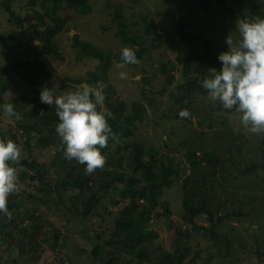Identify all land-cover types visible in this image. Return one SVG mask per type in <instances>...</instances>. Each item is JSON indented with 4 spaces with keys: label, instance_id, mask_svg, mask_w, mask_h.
Instances as JSON below:
<instances>
[{
    "label": "rangeland",
    "instance_id": "374dc122",
    "mask_svg": "<svg viewBox=\"0 0 264 264\" xmlns=\"http://www.w3.org/2000/svg\"><path fill=\"white\" fill-rule=\"evenodd\" d=\"M85 1L92 7L90 13L81 14L74 5L63 4L60 13L67 21L66 27L49 38L45 34L46 26L36 15V11L43 12L40 4L32 5L31 0H0V34L11 35L22 43L15 47L11 42L0 40V65L39 59L52 74L35 84L14 75L13 87L5 93V99L36 98L38 104L31 106L36 108L41 105L40 92L44 87L52 89L55 96L88 86L86 82L77 86L70 84V79H85L99 63L92 58L77 60L78 49L74 47L77 35L115 53L125 47L145 49L142 59L133 66L121 67L114 62L107 82L113 90H107L114 91L128 107L136 100L146 106L143 121L136 123L135 134L127 140L142 142L146 148L154 147L158 158L171 161L180 170L173 186L166 188L160 197L147 229L157 228L156 241L168 251H174L177 232L189 230L192 233L188 240L190 250L183 264H264V133L249 132L240 123V113L210 101L207 94H194L181 105L177 101L179 85L187 79L176 58L177 51L165 36L183 18L189 22V31L209 39L217 57L227 51L228 37L234 43L238 40L236 22L243 17L228 13L215 16L216 13H205L199 6L192 10V5H186L184 0ZM6 2L24 19L22 26L9 21ZM119 3L124 5L130 19V31L137 35L136 46L122 43L116 28L103 30L109 25V5ZM258 11L264 17V4L258 3ZM252 17L244 15V18ZM46 21L51 23L47 17ZM149 29L152 34L148 33ZM36 32L38 36L34 38ZM53 42L64 53V61L52 55H39L43 45ZM195 52L205 53L202 43L196 44ZM210 67L219 70L221 63L196 61L191 78L201 82ZM120 72L127 74L125 79L120 78ZM168 74L174 75L172 83L167 81ZM98 86L105 93L106 83ZM27 108L21 110L22 117L26 116ZM182 110H187L189 115L181 117ZM0 135L13 140L21 149L18 163L13 164L18 180L16 191L8 197L10 215L0 212V264H99L92 251L96 245L102 247L103 255L109 251L107 242L111 230L131 201L122 192L124 183L110 185L112 181L108 179L102 185L105 177L98 173L114 167L112 162L106 159L102 167L73 177V164L78 163L75 159L58 160V146H45L36 133L28 136L23 123L1 111ZM22 161L34 162L36 166L29 168ZM123 166L114 168L124 170L126 160ZM32 175L37 178L31 179ZM101 194L104 196L94 208L93 219L80 225L78 220L85 200ZM185 198L193 206H200L206 200L207 208L216 213V218L212 222L207 214H202L195 223L210 229L215 225L218 238L188 222ZM167 209L170 214H166ZM226 214L230 216L216 224L217 217ZM169 223L174 226L170 227ZM98 258L101 261L104 257ZM130 258L126 255L125 261Z\"/></svg>",
    "mask_w": 264,
    "mask_h": 264
},
{
    "label": "trees",
    "instance_id": "16d2710c",
    "mask_svg": "<svg viewBox=\"0 0 264 264\" xmlns=\"http://www.w3.org/2000/svg\"><path fill=\"white\" fill-rule=\"evenodd\" d=\"M184 2L186 5H192V10H194L195 6H199L205 13H216L215 16H217V13H228L235 17L241 16L244 18L245 14L260 17L257 0H184ZM64 3L74 5L75 10L81 14L92 11L91 5L85 0H31L32 5L40 4L42 7L43 12L36 11V15L41 24L46 26L45 34L49 38H54L64 31L66 27L67 21L60 13ZM214 6H217V9H214ZM4 7L10 15L9 21L14 25L19 24L22 26L24 19L13 9L12 5L6 2ZM109 7V25L104 26L103 30L107 31L111 28H116V35L122 43L138 45L137 35L133 34L129 29L130 19L126 14L124 5L119 3L109 5ZM46 17L51 21L50 24H47ZM177 24V27L172 31H167L165 36L166 40H170V46L177 51L176 58L182 65L183 75L187 79L179 85L180 95L177 99L181 105H184L185 101L194 94H207V91L202 88L201 82L198 79L191 78L193 64L200 59L209 63L219 61L211 50L209 39L201 33L189 31V22L183 18H180ZM148 33L152 34V31L149 29ZM37 36L38 33L36 32L34 38H37ZM0 40L11 42L15 47L22 46V43L11 35L0 34ZM197 43H202L205 52L203 55H198L195 52ZM74 47L78 49L76 55L78 61L84 58H92L98 60L99 63L94 71L87 73L85 79L73 78L70 79V84L77 86L86 82L87 85L96 86L100 83H106L104 106L112 113L108 123L115 133L116 139H110L107 146L101 151L106 155V159L112 162V166L116 168H123V160H126V168L122 171H116L112 167L105 168L98 173L100 176L105 177L102 185L108 179L112 181L110 185H113L114 182L124 183L125 189L122 192L131 200L115 223V228L111 230L112 233L107 242L109 251H106L103 255L101 254L102 247L96 245L92 251L94 259H97L99 264H134L133 262L183 264L187 260L190 250L188 240L191 238L192 233L189 230H179L176 234L175 243L173 242L174 251H168L156 241L159 238L157 228L147 229V224L159 206L160 197L166 188L173 186L174 179L179 176L180 170L173 166L171 161L168 162L158 158L154 147L146 148V145L142 142L127 140L135 134L136 123L143 121L146 106L141 101L136 100L128 107L127 102L115 96L114 91L107 90V88L113 90L112 84L107 83L108 73L115 61L122 63L121 52L115 53L112 50L104 49L92 41L80 39L78 35L75 36ZM134 51L138 60L142 59L145 49L141 48ZM39 55H52L59 60H65L64 53L55 42L43 45ZM124 65L133 66L135 64ZM166 67L165 65L164 68ZM163 72L166 73L165 70ZM14 75L30 84H35L39 79L50 78L52 76L51 72L47 70L44 63L39 59L17 60L0 65V105L11 102L19 113L27 106L26 116L28 118L21 116L22 118L19 120V122L24 124L25 133L28 136L36 133L39 135V142L45 143V146H58V160H66L63 155V145L55 131L58 123L55 104L50 106L41 102L39 107L31 108L32 105L38 104L36 98L18 96L11 100L5 99V93L13 87ZM173 79L174 75L168 74V83H172ZM0 111L3 112L2 109ZM0 138H3V136L0 135ZM115 145L116 147L113 149ZM122 150H124L123 153L121 152ZM208 154L210 155L211 153ZM21 163L29 168L36 166L34 162L22 161ZM73 166V177H78L86 172L83 164L75 163ZM36 178V175L31 176V179ZM102 188H105V186H102ZM102 196L104 195H93L88 200H85L82 217L78 220L80 225L88 219H93L94 208L99 205ZM184 206L186 215L189 216L186 217L185 215V218H187L189 223L193 224L196 229H202L206 232L210 231V236L218 238L215 225L210 229L195 223V219L202 214H207L212 222L216 218V213L212 209L207 208L206 200L202 201L200 206H193L185 198ZM167 211L169 214L171 213L169 209ZM227 216L230 215H219L216 224L225 221ZM169 226L173 227L174 224L169 223ZM2 230H4V227H2ZM126 255L131 257L128 261H125ZM100 256L104 257L101 261L98 258Z\"/></svg>",
    "mask_w": 264,
    "mask_h": 264
},
{
    "label": "clouds",
    "instance_id": "9594fccd",
    "mask_svg": "<svg viewBox=\"0 0 264 264\" xmlns=\"http://www.w3.org/2000/svg\"><path fill=\"white\" fill-rule=\"evenodd\" d=\"M264 4V0H257ZM238 40L226 39L227 51L218 54L221 67H210L201 81L208 99L219 102L226 110L240 113V123L254 134L264 133V17L238 19ZM122 63L137 64L139 60L132 48L121 50ZM121 79L127 74L120 72ZM42 103L56 106L58 123L55 131L63 145L66 159H75L91 173L102 167L106 155L102 153L110 139L116 136L108 123L112 113L104 107L105 95L96 85L81 86L76 90L53 95L44 87L40 92ZM9 116L20 120L13 103L0 105ZM179 115L187 117V110ZM20 146L11 139L0 138V212L10 215L8 197L17 189V171L13 166L20 159Z\"/></svg>",
    "mask_w": 264,
    "mask_h": 264
},
{
    "label": "water",
    "instance_id": "95a60500",
    "mask_svg": "<svg viewBox=\"0 0 264 264\" xmlns=\"http://www.w3.org/2000/svg\"><path fill=\"white\" fill-rule=\"evenodd\" d=\"M166 213L168 214V211L166 210Z\"/></svg>",
    "mask_w": 264,
    "mask_h": 264
},
{
    "label": "flooded vegetation",
    "instance_id": "af4514ba",
    "mask_svg": "<svg viewBox=\"0 0 264 264\" xmlns=\"http://www.w3.org/2000/svg\"><path fill=\"white\" fill-rule=\"evenodd\" d=\"M167 214V213H166Z\"/></svg>",
    "mask_w": 264,
    "mask_h": 264
}]
</instances>
